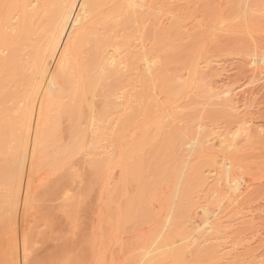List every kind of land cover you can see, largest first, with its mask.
Listing matches in <instances>:
<instances>
[{
	"label": "bare ground",
	"instance_id": "bare-ground-1",
	"mask_svg": "<svg viewBox=\"0 0 264 264\" xmlns=\"http://www.w3.org/2000/svg\"><path fill=\"white\" fill-rule=\"evenodd\" d=\"M172 1L169 3L170 8L173 9L175 6L177 8L175 4L183 3L182 7L189 11L179 9L181 12L174 16L160 17L153 21V29L160 32L158 35L162 36L160 38L162 43L170 34L167 30L173 27H178L177 31L179 30L178 32L181 34L178 33L181 39L177 34L180 42L179 47L182 45L181 41L182 43L187 42L191 40V36L194 40L199 41L198 35L200 34H197L199 32L208 34L209 39H205L206 41L216 43L218 37L232 33L231 28L237 24L238 28L235 27L237 31H234L237 32L236 34L239 33L237 39L242 41L243 38H246L245 40H249V42L247 41L249 47L254 43V41L252 42L254 38L256 41H259L260 38L264 40V23L263 31L256 30L257 24L259 25L258 21L261 18L264 19V0H249V4L247 0L245 2L240 0L244 5L248 4L245 6L247 9H244V5L240 4L242 5L240 6L241 12L240 9L235 10L232 3L230 6L233 9L229 10L228 4L226 9L233 13L229 14L231 17L240 12L239 15L236 14L235 19L232 17L235 21L231 20L237 22H230L236 24L231 26H227L228 24L221 17L229 12H226L227 10L223 6L226 12L223 14L222 10L224 9H221L220 5L223 0H216L218 2L214 1L212 4H208V1L204 0L207 2V6L203 4L206 6L205 8L216 3L221 9L219 10L217 6L213 5V8H217L215 10L212 7L205 9V11H209L208 13L203 11L204 9L198 10V6H202L203 0H183V2L178 0V3L177 0ZM144 2L149 5L150 9L162 4L159 0H0V253H2L0 264L30 263L28 262L30 252L28 253L21 238L22 223L27 207L33 205L32 202H29L30 196L37 187L41 188V185L49 183L51 180L49 177H54L58 172L66 173L67 171L72 178H75L77 176L75 166L77 162L81 164V161L94 163L92 172L95 174V170L99 174L96 175L100 178L99 182L95 180L96 176L94 180L99 183V187L97 186L100 192L98 198L101 206L99 209H102L98 210L95 216L98 218L96 221L100 220L102 224L98 222L96 228L93 226L91 234L88 225L89 232L87 234L89 233L90 236L83 234L87 241L83 236L79 237L78 232L74 230L72 235H76V240H74L79 241H77L79 247L73 243V239H71L73 236L66 239L69 236L66 237L67 232L65 233V231L64 237L66 238L63 237L65 240L62 238L64 234L59 238H53L52 243L55 240L61 241V243L58 244L56 241L55 244L58 245L53 246L50 242L52 249L54 250L55 247L58 250H56L57 252L51 250L50 245L47 247L48 249L46 248L47 254L52 251L49 257L53 254L51 259L46 262L47 264H71L74 258L75 260L82 259L80 261L78 259L77 264H264V250L256 253L264 247V204H262L263 208L261 207L263 210L259 206L258 208L257 206L252 207L251 201L254 199L250 198L251 192L255 195L252 191L254 185L262 184L264 181V160H261L262 157L264 158V125L255 122L254 115L251 116L249 110H246L249 98L244 100L246 102L240 101L242 98L245 99L246 95L248 96L247 93L243 97V85L239 84V87H234L218 80L216 75L220 69L224 70L225 66L220 64L221 61H213V55L205 58L206 54H204L202 57L205 60L202 58V62L196 60V63L194 60L198 57L196 53L192 58L194 62H191L189 56L187 57L188 54L186 55L188 49L185 50L187 45L189 48V43L187 45L184 44L185 42L183 43L186 46L185 54H183L189 58V60L186 58L188 60L186 63L190 62L188 67L185 66L186 72L176 76L173 74L174 77L171 73V78L168 79L169 83L171 81L177 83L170 85L173 88L176 86L174 93L171 88V96L174 94L175 96L170 98L168 95L167 99L160 98V94L157 93L162 94V91L158 89L159 81L163 83L166 76L160 79L161 77L158 78L156 74L159 73L158 71L163 73V70L166 73L165 69L169 63L166 61L167 57H170L171 63L174 55L172 57L171 49L167 50V54L170 53L171 56L168 55L167 59H164L165 49L168 46L166 45L167 41L164 42L166 48L165 45L160 44L162 47L164 46L163 51H165L161 50L164 53L161 54V58L157 55L160 53H157L156 56L151 55V51L146 50L144 43L140 41L143 26L138 25L134 28L133 25L140 19L141 12L145 11V7L141 8ZM224 3L226 2L223 1L222 5ZM236 4L234 7L240 8ZM172 9L171 12L175 13ZM201 11L208 14L211 18L206 17L209 19L213 17V23L220 22L213 24L211 21V24L206 25L204 23L206 14L203 18ZM253 15H258L259 19L255 21L258 16L254 19ZM219 16L223 20L222 22L219 20ZM184 17H188V21L178 26L177 21ZM130 18L134 22H131ZM248 18L251 19L249 21L251 25L248 23ZM245 19H247V25L243 23L246 22ZM126 20L129 21L126 22ZM124 21L125 24H131L129 27H125L127 30L121 29L126 33L129 28L133 27V32L131 31L133 29H130L131 36L122 35L123 31L116 32L113 29ZM207 21L208 19H206ZM240 22L241 25H244H239ZM258 28H261V25ZM112 29L116 34L112 32ZM164 32L169 34H164ZM128 33L126 34L128 35ZM196 34L198 37L194 38ZM240 34L242 35L240 36ZM245 34L248 36H243ZM208 37L206 36V38ZM248 37L249 39H247ZM183 39L188 40L183 41ZM262 39H260V43L257 42L263 44ZM204 45L202 43V46ZM85 46H89L91 52L88 54L86 50L85 54L89 55L86 57L81 49ZM182 49L180 51H183ZM208 49L209 47L205 51L207 52ZM253 49L255 48L253 47ZM261 49H263V56L260 58L250 50V53L254 54H251L254 57V66L258 63L261 64V58L264 59V46L260 47ZM25 50L27 51L25 52ZM260 50L259 53L257 52L258 54H260ZM180 51L179 55L182 53ZM83 55L85 59L87 58L86 61L82 60ZM162 55H164L163 62L165 60L167 64L162 62ZM181 55L180 59L182 60L183 56ZM255 56L258 60L255 59ZM163 64L165 65L163 66ZM260 69L256 70V73L263 68ZM170 70L171 68L168 71ZM254 73L255 70H253V76ZM261 75H264V72L261 71L259 75L262 78ZM167 76L170 77L168 74ZM122 77L125 78L124 81H122ZM112 79H115L116 82L113 83ZM257 79L253 78V80ZM262 79L263 81H259L261 84L264 82V77ZM108 80H111L112 84H109ZM247 85L246 87H248ZM163 86L166 87L165 84ZM241 88L242 90H240ZM51 90L59 92V95L55 93L52 96L54 93ZM249 92V94L252 93ZM191 95L197 98L198 103L200 100V106L197 105L195 99L194 102L192 99H188ZM240 95H243L242 98ZM89 96L91 97L89 98ZM67 98L70 101L67 100L68 103L63 102L62 104V101ZM86 99L90 100L87 102ZM91 100L92 103L94 101V106L91 105ZM186 100L197 105L195 107L192 104L196 108V110L194 108L195 111L192 112L189 109L191 106L189 104H187L188 107L182 105ZM85 102L90 103V106L86 105L85 112L91 113L90 117L86 118L87 125H85L91 127L84 133L82 131L84 118L80 124L82 127L80 130L78 122L81 123V119L78 117H81L83 104H87ZM242 102H244L243 105ZM251 104L248 103V105ZM54 105H58L57 107L61 108L59 111L62 110V113L67 111L66 114L69 116L70 112L72 118L76 116L75 118L78 119H75L77 121V126H75L74 123V125L72 124V121L75 120L66 115L67 120L68 118L72 119L68 122L71 121L70 124L75 127L68 125L74 130V133L72 132L74 140L78 137L80 140L85 137L82 143L79 141L81 146H76L79 144L76 143L79 139L74 142V147H77V150L78 147L82 148L78 151L85 152L80 155L75 154L84 157L82 159L78 157L81 161H78L77 158L76 164H74L75 161H71L74 157L71 152V149L74 148L70 143L72 141H69L70 144H68L72 147H70L71 149L65 144L69 150L64 149L66 147L64 144L61 145L60 141V145L64 148L57 144L60 139L57 138V135L60 134H55L59 129L53 123L59 120L56 118L59 114L57 113L56 116V110L52 111ZM90 107L97 110L96 114L93 112L94 109L91 112ZM48 111L54 112L55 115L51 114L52 116L48 117ZM85 112L83 113L86 114ZM92 114L95 115L92 116ZM226 115L227 117H225ZM189 116H192V119ZM51 117H54L55 121L54 119L49 120ZM223 117L225 120L222 119V121ZM86 126L84 130L87 129ZM61 132L63 131L61 130ZM72 134H70V138H72ZM54 139L57 140V143H53ZM53 144L58 145L55 148L59 154V151L64 154V150H67L65 153H69L68 155L71 152V159L69 158L70 160L67 161L66 157L69 156L64 157L66 154L59 157L61 154H57L55 150L57 159L53 151ZM52 152L55 154H53L54 156ZM46 155L51 158L55 157L54 161L56 160V162L60 159L59 165L54 163L56 167L48 168V163H46L47 165L43 164L48 160ZM247 156L251 157L253 163L250 164L246 161V158L248 161L250 160ZM42 158H46V160ZM61 158L62 160L65 158L67 162L62 164ZM240 158L252 166L250 168L253 172L258 171L255 173V176L258 177L253 175L254 173L250 171L246 162L247 166H242L243 162L242 164L240 162L241 165L238 164ZM51 161L53 162L52 159L48 160V162ZM46 166H48L47 170ZM243 167H247L249 172H245ZM250 172L252 173L249 175ZM257 173L263 175L259 174V176ZM116 174L119 178H116ZM252 175L258 179L250 178L249 176ZM73 183H75V179L71 184ZM51 185L53 184L51 183ZM68 187H72V185H68ZM42 189L41 191L45 190ZM66 189L67 186L64 189L60 188L63 193ZM55 190L59 191V188ZM57 191L54 192L57 193ZM68 191L71 192L70 189ZM91 191L93 192V190ZM80 193L78 192V194ZM64 196L63 198H65ZM75 196L74 198L78 197ZM93 197L94 200L95 197L97 198L96 195ZM51 198L53 201L62 199L61 197L60 199L55 198V195ZM51 198L48 197L46 200ZM37 199L39 200V198ZM65 200L63 201L65 202ZM91 201L93 203V200ZM66 206L67 203L65 208ZM79 207L81 208V206ZM88 208L93 209L89 205ZM257 210L262 212L258 213ZM77 211L74 209L73 212L77 213ZM6 213L7 215H5ZM75 216L77 218V214ZM75 216H72L73 219ZM67 218L65 219L67 220ZM85 218V220L88 219L87 216ZM89 218L93 219V217ZM71 219L70 217L69 220L72 223L73 219ZM90 221L93 220H89L88 223H91ZM96 221L94 219V222ZM77 223H74V226ZM70 230H73L72 227ZM83 239L84 241H82ZM258 242V245L253 246ZM72 254H75L74 257ZM47 256H44L45 260H48ZM42 260L44 259L42 258ZM42 260V264H45Z\"/></svg>",
	"mask_w": 264,
	"mask_h": 264
},
{
	"label": "rangeland",
	"instance_id": "rangeland-1",
	"mask_svg": "<svg viewBox=\"0 0 264 264\" xmlns=\"http://www.w3.org/2000/svg\"><path fill=\"white\" fill-rule=\"evenodd\" d=\"M162 4L161 5H159L158 3V6L157 7H155V8H149V5L147 4H145V2L144 3H142V7L141 8H143V7H145V11H143V12H141V14H140V19H138V22H136V24H134L133 25V27L134 26H143V30H142V33L140 34V41L141 42H143L144 43V45H145V49L146 50H150L151 51V55H153V56H156V54L157 53H160V54H157L158 56H159V58H161V54H164L163 52H165L166 51V53L164 54L165 55V57H164V55H162V62H163V57H164V59L168 56V55H170L171 56V54H172V57H173V55H174V58H173V61L170 63V57H167L168 58V60H166L167 62H169L168 63V66L171 68V70L170 71H168L170 68L167 66V69H165L166 68V66H165V72L167 73V71H168V75L170 76L171 75V73H172V77H174V76H176L177 74H181V73H184V72H186V70H187V68L186 67H188V64L190 63V62H188V63H186V60L188 59L189 60V58H190V60H191V62H194V60H195V62H196V60H198V62L199 61H203V57H202V55H204V54H206L207 55V53H208V56H206V55H204V57L205 58H207V57H210L211 55H213V57L215 56V58H216V60H215V58H213L212 57V59H213V61H216V62H220V64H222V66L224 67L225 66V68H224V70H222V69H220V71L217 73V75H216V77H217V79L219 80L220 79V81L221 82H223V84H229L230 86H234V87H239L240 85H243V93L242 94H244V96L243 95H240V97L242 98V96L243 97H245V95L248 93V96L246 95V97H245V99H243L242 98V100H240V101H244V100H246L247 98H249V99H247L248 101H250L251 103H252V101H253V103L251 104L250 102H248L247 101V106L248 107H246L247 109L246 110H249V112H250V115L251 116H253V118H254V121L255 122H259V124H261V125H264V87H263V84H264V82L261 84V82H259L260 80H262L263 81V77H264V75H261L262 76V78L261 77H259V75H260V73H261V71L262 72H264L263 70H264V59H260L261 61V64L260 63H258L256 66H254V64H253V62H254V57H252V55H256V56H258V58H260V57H262L263 56V52H262V50L263 49H261L260 50V47L262 48L263 46H264V43H263V39L262 38H260V39H262L261 40V42L263 43V44H259L260 42V39H259V43L256 41V40H254V39H252V42L254 41V43H252V46H250L249 47V40H245L246 38H243L242 39V41L239 39H237L238 38V35H239V33L238 34H236L234 31H237V29L235 28V27H237V25L236 24H233V23H236V22H233L231 19H233L232 17H234V19H235V17H236V14L237 15H239V13L241 12V7L240 6H242V5H244V3H241L240 2V0H223V1H225L226 3H224L223 5H222V3H223V1H221V9L223 8V6H224V8L226 9V6H227V8L230 10V8H232L231 6H232V4H233V8H235V10H237V9H240V12H238V13H235L234 11H232V12H234L235 13V15L234 16H230L229 14H233V13H231L228 9H226L227 11L226 12H228V14L226 15L225 13V9L224 10H222L223 11V14H225V15H220L221 17H223V19H224V21H226L225 23L226 24H228L227 26H231L232 24L233 25H236L234 28H231V32L232 33H230V34H223L221 37H218L217 39H216V43L213 41H210L209 42V40H205V39H209V37H208V34H204V33H201V32H199L198 30V32L199 33H197V34H200V35H198L199 36V41H202V42H199L198 40H196V42H193V41H195L194 39H193V36H191L192 38H191V40H189V41H187V42H185L184 40H188V39H183V41L185 42H183L185 45H187L188 43H189V48H188V45H187V47L186 46H184L183 45V43H182V41H181V44L183 45V47H179L178 46V44H180V42L178 41V35L180 34V32H178L177 31V28L178 27H173V28H171L170 30H167V31H169V35L167 34V32L165 33L164 32V34H167L168 36H167V38H169L168 40H167V38H165V40L167 41V44L166 45H168L167 46V48H166V45L164 44V42H166V41H164L163 43H162V40H160V38L162 37V36H160V35H158L160 32H158L157 31V29L155 30V29H153V27H154V25H153V21L154 20H157V19H159L160 17H168V16H170V15H172V16H174V15H176V14H178V12H181V11H186V12H188L189 10H186V8L185 7H182V5L181 4H183V3H179V5L178 4H175V5H177V8H176V6L174 7V6H172V7H174L173 9L172 8H170L169 7V3H171V2H173L172 0H159ZM168 1H170V2H168ZM205 1H208V4L210 3V4H212V3H214V1H216V0H211V2H210V0H205ZM229 1V2H228ZM246 0H244V2H245ZM176 2V1H175ZM181 2V1H180ZM182 2H183V0H182ZM218 1H216V3H217ZM239 3V5H238V3ZM249 2V0H247V3ZM177 3H178V0H177ZM213 4V5H215V6H217V4ZM219 3H220V1H219ZM218 3V4H219ZM232 3V4H231ZM237 3V4H236ZM250 3V2H249ZM248 3V4H249ZM201 4V3H200ZM203 4L204 5H206L207 4V2H204V0L202 1V6L201 5H199L198 6V10L200 11L201 9H204L203 11H205V9H211L210 7H212L213 8V5H208L209 7L208 8H205L206 6H203ZM234 4H236V6H238V7H240V8H236V7H234L235 5ZM240 4H242V5H240ZM248 4H246V5H248ZM172 5H173V3H172ZM192 5V4H191ZM197 5V4H196ZM231 5V6H230ZM246 5H244L243 7H244V9H247L245 6ZM179 6V7H178ZM183 6H184V4H183ZM218 7V6H217ZM216 7V8H217ZM182 8V9H181ZM184 8H185V10H184ZM194 8H195V5H194ZM194 8H192V10L194 9ZM197 8V7H196ZM216 8H213L214 10L216 9ZM232 8V9H233ZM1 9V8H0ZM171 9L173 10V12H175V13H172L171 12ZM176 9V11H174ZM178 9V10H177ZM181 11H180V10ZM218 9L219 10H221L220 9V6L218 7ZM217 9V10H218ZM243 9V8H242ZM243 9V10H244ZM191 10V9H190ZM197 10V11H198ZM213 10V11H214ZM194 11V10H193ZM198 11V12H199ZM198 12H197V15H198ZM202 12V11H201ZM206 13H208L207 11H205ZM201 13V14H203L202 15V17L204 18V15L206 14V13ZM210 12H211V10H210ZM216 12V11H215ZM200 13V12H199ZM213 13V12H212ZM165 14H167V15H165ZM201 14H199L200 16H201ZM216 14V13H215ZM196 15V14H195ZM209 15H212V14H210L209 13ZM213 15H214V13H213ZM212 15V16H213ZM218 15V14H217ZM229 15V16H228ZM260 15V14H259ZM206 16H208V14H206L205 15V18H204V23L207 25V24H211V21H212V19H213V17H212V19H209V18H211V17H206ZM219 16V17H220ZM230 18H228V17ZM255 16V17H254ZM258 16V15H257ZM256 15H253V17L252 18H256L257 17ZM261 16V15H260ZM218 17V18H219ZM221 17L219 18V20H221ZM227 17V18H226ZM248 17V16H247ZM246 17V18H247ZM139 18V17H138ZM214 18L215 19H217L215 16H214ZM225 18H226V20H225ZM261 18V17H260ZM131 19V18H130ZM129 19V20H130ZM188 17H184V18H180L178 21H177V25L179 26V25H183L186 21H188ZM206 19H208V21L206 22ZM233 19V20H234ZM249 20H248V23L251 25V23L249 22L251 19L250 18H248ZM253 19V20H254ZM259 19V16H258V18H256L255 19V21L256 20H258ZM129 20H126V22L127 21H129ZM231 20V21H230ZM246 20V22L244 21H242L243 23H246V25L248 24L247 23V19H245ZM252 20V21H253ZM264 19L263 18H261L258 22H259V25H261V28H258V24L255 22V21H253V23H255V24H257V27H256V30H258V29H261L262 31H263V27H262V25H263V23H264V21H263ZM131 22H134V21H132V19L130 20ZM214 21H216V20H214ZM223 20H221V22H222ZM235 21V20H234ZM251 21V22H252ZM125 21H124V23L123 22H121V25L119 24V26H116L115 28H113L116 32H118V30H119V32H120V30L121 31H123L122 29H126L125 27H129L130 26V24L128 23V24H125L126 23ZM202 22H203V20H202ZM217 23H219L220 21H216ZM216 22L215 23H213V21H212V23L213 24H216ZM230 22H233V23H230V25H229V23ZM123 23V24H122ZM171 23H173V21H171ZM242 23V24H243ZM255 24H254V26H255ZM239 25H241V22H240V24ZM244 25V24H243ZM243 25H241V26H243ZM245 25V26H246ZM253 25V24H252ZM241 26H239L240 28H241ZM244 26V27H245ZM249 26V25H248ZM247 26V27H248ZM133 27L132 28H129V31H130V29H133ZM251 27V26H250ZM122 28V29H121ZM135 28V27H134ZM229 28V27H228ZM238 28V27H237ZM252 29H254V27H251ZM113 29H112V32H115V31H113ZM159 29V28H158ZM243 29H246V28H243ZM127 30V29H126ZM255 30V29H254ZM129 31H127L126 33H128ZM132 32L134 31V29L133 30H131ZM131 31L128 33V35L126 34V33H124L125 31H123V33L124 34H122V32H121V34L122 35H126V36H131L132 34H131ZM156 32L155 34L153 33V32ZM261 31V32H262ZM110 32H111V30H110ZM111 32V33H112ZM116 32H115V34H116ZM252 32V31H251ZM255 32V31H254ZM260 32V31H259ZM179 33V34H178ZM258 33V32H257ZM131 34V35H130ZM178 34V35H177ZM195 34V33H194ZM197 34L194 36V38H196V37H198L197 36ZM112 35V34H111ZM114 35V34H113ZM163 35V34H162ZM181 35V34H180ZM180 35H179V37H180ZM242 34H240V36H241ZM247 34H245V35H243V36H246ZM154 36H155V38H154ZM160 36V37H159ZM164 36V35H163ZM206 36L208 37V38H206ZM239 36V38H241ZM248 36V35H247ZM246 36V37H247ZM257 36V35H256ZM159 37V38H158ZM183 37V36H182ZM223 37V38H222ZM129 38V37H128ZM154 38V39H153ZM164 38H163V40H164ZM177 38V39H176ZM184 38V37H183ZM258 38V37H257ZM122 39V38H121ZM152 39H153V41H152ZM180 39H181V37H180ZM224 39V40H223ZM247 39H249V37L247 38ZM251 39V38H250ZM120 40V39H119ZM156 40H160L159 42L158 41H156V42H158V43H156L155 41ZM211 40V39H210ZM221 40V41H220ZM245 40V41H244ZM199 43H198V42ZM223 41V42H222ZM248 41V42H247ZM251 41V40H250ZM255 41H256V43L258 44H256L257 45V47L259 48H257V51H256V46H255ZM192 42H193V44H192ZM208 42V43H207ZM212 42V44L210 45V43ZM221 42V43H220ZM246 42V43H245ZM162 43V45H165V51H163V47L160 45ZM190 43H191V45H190ZM202 43L203 44H205L206 46L207 45H209V46H202ZM229 43V44H228ZM247 43H248V45H247ZM155 44H156V47H155ZM214 44V45H213ZM253 44H254V46H253ZM171 45V46H170ZM196 45V46H195ZM199 45V46H198ZM216 45V46H215ZM226 45V46H225ZM247 45V46H246ZM157 46H159V47H157ZM160 46L162 47V49L160 48ZM173 46V47H172ZM203 47V49H202V47ZM214 46V47H213ZM246 46V47H245ZM89 46H85V47H83V48H81L82 50H83V53L85 54L86 53V50H87V52H88V54L89 53H91L90 52V50H89V48H88ZM171 47V48H170ZM186 47V51H187V49H188V53H186V55H187V57L189 56V58H187L186 57V55L184 56V54H185V51H184V48ZM199 49H197V48ZM209 47V49L207 50V52L205 51L207 48ZM212 47V48H211ZM243 47V48H242ZM253 47L255 48V49H253ZM156 48V49H155ZM173 48V49H172ZM183 48V49H182ZM191 48V50H189ZM91 49V48H90ZM154 49V50H153ZM174 52V54H173V52L171 51V50ZM175 49V50H174ZM183 50V51H180V50ZM197 49V50H196ZM201 49H202V51H201ZM211 49V50H210ZM242 49V50H241ZM244 49V50H243ZM163 52H162V51ZM167 50L169 51L170 50V53L169 54H167L168 52H167ZM216 50V51H215ZM252 51V53H254V54H252V53H250L251 51ZM261 51L260 52V54H258L259 52L258 51ZM27 50H25V52H26ZM81 51V50H80ZM91 51H92V49H91ZM182 52V53H180V55L181 56H183L182 58L184 59V61H183V59L181 60L180 58V55H179V53L178 52ZM197 51V52H196ZM204 51V52H203ZM255 51V52H254ZM201 52V53H200ZM212 52V53H211ZM258 52V53H257ZM184 53V54H183ZM197 53V55L196 56H198V57H196V59H194V60H192V58H194V56H195V54ZM198 53H199V55H198ZM88 54H85V57L88 55ZM167 54V55H166ZM215 54V55H214ZM252 54V55H251ZM258 54V55H257ZM82 55V54H81ZM80 55V56H81ZM92 55V54H91ZM210 55V56H209ZM89 56V55H88ZM255 56V59H257V57ZM83 58H82V60L83 59H85V57H84V55L82 56ZM199 57H201V59H199ZM81 58V57H80ZM166 58V59H167ZM187 58V59H186ZM203 58V59H202ZM218 58V59H217ZM87 59V58H86ZM86 59H85V61H86ZM172 59V58H171ZM211 59V58H210ZM211 59V60H212ZM80 60V59H79ZM90 60V59H89ZM88 60V61H89ZM187 60V61H188ZM205 60V59H204ZM219 60V61H218ZM258 60V59H257ZM84 61V60H83ZM165 60H164V62H166ZM181 61H183V62H181ZM201 61V62H202ZM82 62V61H81ZM163 62V63H164ZM167 62L165 63V64H167ZM263 62V63H262ZM79 63H80V61H79ZM83 63V62H82ZM81 63V64H82ZM197 63V62H196ZM165 64H163V66L165 65ZM187 65V66H186ZM263 65V66H262ZM162 66V67H163ZM186 66V67H185ZM175 67V68H174ZM254 67H256L255 69H253ZM181 68V69H180ZM257 68H263L260 72H257L256 73V70H259V69H257ZM161 69V68H160ZM178 69V70H177ZM253 70H255V73H254V76H256V77H254L253 76ZM177 71V72H176ZM159 73L158 74H156L157 76H158V78L159 77H161L160 79H162V77H165L166 79H167V81H166V79L164 80L163 79V83H162V81H159L160 82V85H161V83H162V86H158V84H157V86H158V89H160V91H162V94H163V92H164V94H163V96H162V94L160 93V92H157L158 94H160L159 96H160V98L161 99H164V97H165V99H167L169 96H170V98L171 97H173V96H175V94L173 95V96H171L172 95V91H171V88H173L172 86H170L171 85V83H176V82H172L171 80H169V81H171V83H169L168 82V79H170L171 78V76L170 77H168L167 76V74L166 73H164V70H163V73L161 72L160 73V71H158ZM259 73V74H258ZM173 74H175L174 76H173ZM221 74V75H220ZM251 77H252V79H251ZM157 78V79H158ZM253 78L255 79H257V78H259V79H257V80H253ZM123 79H125V78H123L122 77V81H124ZM249 79V80H248ZM222 80H224V81H222ZM255 81V83H252L253 81ZM109 81V80H108ZM112 81H114L113 83H115L116 82V80L114 79H112ZM111 80L109 81V84H112V83H110V82H112ZM121 80H120V82H122ZM164 81H165V83H164ZM231 81V82H230ZM249 81H250V83H249ZM256 81H257V83H256ZM107 82V81H106ZM118 82H119V80H118ZM166 82H167V84H166ZM225 82H227V83H225ZM229 82V83H228ZM247 82V83H246ZM259 82V83H258ZM102 83H104V82H102ZM157 83V82H156ZM169 83V84H168ZM231 83V84H230ZM244 83H245V85H244ZM252 83V84H251ZM107 84H108V82H107ZM165 84V86L167 87H164L163 85ZM177 84V83H176ZM240 84V85H239ZM247 84H251V85H247ZM257 84V85H256ZM168 85V86H167ZM175 85V84H174ZM238 85V86H237ZM246 85L248 86V87H246ZM261 85V86H260ZM253 88V89H250L251 87ZM256 86V87H255ZM161 87V88H160ZM176 87V86H175ZM175 87L173 88V93H174V91H176L175 90ZM163 88V90H165V91H163V90H161ZM166 88V89H165ZM249 88V89H248ZM257 88V89H256ZM263 88V89H262ZM177 89V88H176ZM247 89V90H246ZM262 89V90H261ZM54 90V89H53ZM240 90H242V88L240 89ZM245 90V91H244ZM251 91L252 93L251 94H249L250 92L249 91ZM258 90L260 91L259 93H258ZM159 91V90H158ZM247 91V92H246ZM51 92H52V90H51ZM61 92V91H60ZM63 92H65V91H63ZM67 92V91H66ZM257 92V93H256ZM52 93H54V94H52ZM51 94H52V96H54L55 95V93L56 94H58L59 95V92L57 93V92H52ZM193 93V92H192ZM61 94V93H60ZM165 95V96H164ZM169 95V96H168ZM181 95V94H180ZM194 95V94H193ZM254 95H256V96H254ZM57 96V95H56ZM91 96H89V98H90ZM192 97H194V96H192L191 95V97H189L188 99L189 100H191L192 99V101L194 102V99H195V102L197 101V103H198V100H197V98L196 97H194V98H192ZM177 98V97H176ZM240 98V99H241ZM70 99V98H69ZM251 99V100H250ZM253 99V100H252ZM257 101H256V100ZM67 100H68V98L67 99H64V101H62V104H63V102H67ZM87 100V99H86ZM88 100H90V99H88ZM88 100H87V102H88ZM94 100H95V98H94ZM68 101H70V100H68ZM191 101V102H192ZM87 102H85V103H87ZM90 102V101H89ZM190 102V101H189ZM187 100H186V102H184L185 104H182L183 106H186V107H188V105L187 104H189V105H191V106H189L190 108L189 109H191V111L193 112V110H194V108L195 107H197V105H199V103H200V100H199V103L195 106V103L193 104L194 106H192V104H191V102L189 103ZM244 102H246V101H244ZM244 102H242L241 104L243 105L244 104ZM68 103V102H67ZM84 103V102H83ZM82 103V104H83ZM248 103L249 104H251V105H248ZM255 103V104H254ZM65 104V103H64ZM89 104V105H88ZM86 105H88V106H90V103H87V104H83V109H81V112L83 111V112H85L86 110H85V107H86ZM91 105L92 106H94V101H93V103H92V100H91ZM97 105V104H96ZM254 105V106H253ZM55 106V105H54ZM58 106V105H57ZM57 106H55V107H53L52 108V111L53 110H56L55 111V114H56V116L58 115V117H56L57 118V120L58 121H55V119H54V117H51L49 120H51V119H54V123L53 124H55L56 126H58V128L57 129H59V131L58 130H56L57 131V133L55 132V134H60L59 136L57 135V138H60L59 140H58V142L60 141L61 142V145H63L64 144V147H66V145H67V147L69 148V149H71L72 147H74L75 145H74V142H76V140L77 139H79V137L77 138V139H75L74 140V138L72 137L73 136V134H72V132L74 133V130L73 129H71V127H74L73 125L75 124V126H77V121L76 120H78L79 118L81 119V123H79L78 122V125H79V127H80V130H81V125L80 124H82V122H83V118H84V123L82 124V126H84L83 128H82V131L84 132V131H89L90 130V127L88 128L86 125V122H87V120H86V118L88 119L90 116L89 115H91V113H86V114H84L83 112L81 113V117L79 116L78 117V119L77 118H75L76 116H74L73 118L70 116L71 114H70V112H69V116H68V114H66L67 113V111L66 112H63L62 113V110H60L59 111V109H61V108H59V107H57ZM200 106V105H199ZM256 106V107H255ZM98 107V106H97ZM185 107V108H186ZM193 109H192V108ZM253 107V108H252ZM87 108V107H86ZM91 108V107H90ZM258 108V109H257ZM51 109V108H50ZM94 109V107L93 108H91V112H92V110ZM189 109H187V110H189ZM198 109V108H197ZM195 110H196V108H195ZM194 110V111H195ZM258 111V112H256V111ZM64 111V110H63ZM95 111H97V110H93V112H95ZM49 112V111H48ZM59 112H61V113H59ZM87 112H88V110H87ZM89 112H90V110H89ZM253 112V113H252ZM50 113V114H49ZM48 113V117H50V115L51 114H53L54 112H52L51 113V111ZM58 113V114H57ZM65 113V114H64ZM55 114H53V116L55 115ZM95 114H96V112H95ZM94 114V115H95ZM253 114V115H252ZM62 115V116H61ZM64 115V116H63ZM66 115H67V117H71L73 120H75V121H72V119L71 118H68V120H71L72 121V124H70L71 123V121L70 122H68V120H67V117H66ZM86 115V116H85ZM93 114H92V116H94ZM202 115H204V114H202ZM222 115V114H221ZM220 115V116H221ZM250 115L248 114V116L250 117ZM52 116V115H51ZM61 116V117H60ZM85 116V117H84ZM223 116V115H222ZM190 117V116H189ZM194 117V116H193ZM204 117V116H203ZM225 117H227V115L225 116ZM225 117H223V118H221V120L223 119V120H225L224 118ZM191 119H192V116L190 117ZM252 118V117H251ZM194 119V118H193ZM213 119V118H212ZM227 119V118H226ZM222 120V121H223ZM61 123H60V122ZM80 121V120H79ZM216 121H220V120H216ZM222 121H220V122H222ZM59 122V124H56V123H58ZM61 124V125H60ZM70 124V128L68 127V125ZM86 124V125H85ZM61 126V127H60ZM85 126L87 127V129L86 130H84L85 129ZM70 129H68V128ZM75 128V127H74ZM55 129H56V127H55ZM61 130L64 132H61ZM67 130H68V132H67ZM73 130V131H72ZM70 131V132H69ZM59 132V133H58ZM61 133H63V134H61ZM85 133V132H84ZM70 134H72L71 135V137L72 138H70L69 136H70ZM81 134V133H80ZM56 136V135H55ZM67 137H68V139H67ZM85 138V137H84ZM84 138H81V140L79 139V140H77L78 142H76V143H79V141H81V143L84 141ZM93 138V137H92ZM61 139H62V141H61ZM69 139H71V140H69ZM74 141H73V140ZM55 141H53V143H55L57 140L56 139H54ZM68 140V141H67ZM83 140V141H82ZM69 141H72L73 142V144H72V142H70L71 143V145H73L72 147L69 145L68 146V144H70L69 143ZM161 141H163V140H161ZM60 142L59 143H57L58 145H60ZM68 142V143H67ZM75 143V144H76ZM81 143H79V144H76V146L77 145H79V146H81L82 144ZM66 144V145H65ZM54 145V147H53V151L55 152V150H56V152H57V154H59L58 153V151H57V149L55 148V146H57L58 147V145H55V144H53ZM60 145V146H61ZM50 146H51V144H50ZM59 146V147H60ZM62 147V146H61ZM64 147H62V148H64ZM64 148V149H67V150H69L68 148ZM71 147V148H70ZM86 147V146H85ZM55 148V149H54ZM59 150H60V148H58ZM73 149H75V151H78V150H82V148H79L78 147V150H77V147H74V148H72L71 149V152L74 154L73 156L75 157L76 155L75 154H83V153H85L84 151H78L77 153L75 152V151H73ZM52 150V149H51ZM62 150V149H61ZM66 150V151H67ZM50 151V150H49ZM63 151V150H62ZM65 150L63 151L64 152V154L63 153H61V151H59L60 152V154L62 155H60L59 157H63V155H65L66 152ZM47 152V151H46ZM56 152H55V154H56ZM71 152H70V155H68L69 153H67L64 157H66L67 155L69 156V157H66V159H67V161H68V159L70 158L71 159V157H72V155H71ZM80 152V153H79ZM82 152V153H81ZM50 153V152H49ZM48 153V154H49ZM44 154H45V152H44ZM51 154V153H50ZM49 154V155H50ZM54 153L52 152V155H53ZM54 154V155H55ZM57 154L55 155L56 157H57V159H58V156H57ZM43 155V154H42ZM53 155V156H54ZM79 155H77L75 158L74 157H72V162L73 161H75L74 162V164H76V161H77V158L79 157V158H84L83 156L81 157V156H79ZM160 155V154H159ZM158 155V156H159ZM46 156H48V155H46ZM51 156V155H50ZM50 156H48L47 157V159L50 161L51 159L53 160V162L51 161V162H48V160L46 161V162H44L43 163V160L42 159H45L46 160V158H42L41 159V161H42V163L43 164H46V163H48L49 165V167L48 166H46V170L48 169V168H52V166L53 167H56V166H54L55 164L54 163H59L60 162V159H59V161L57 160V162H56V160L54 161V158H51ZM262 156V155H261ZM264 156V155H263ZM43 157H45L44 155H43ZM248 157V156H247ZM260 157V156H259ZM50 158V159H49ZM78 158V161H81V159H79ZM159 158V157H158ZM166 158V157H165ZM243 159L245 158V157H242ZM250 158V160H251V157H248V159ZM56 159V158H55ZM69 159V160H70ZM74 159H76V160H74ZM243 159H239V162H238V164H240V162H241V164H242V162L244 163V165L242 164V166H247V164L248 163H253L252 162V160L250 161H248L247 160V158H246V161L248 162H246V161H243ZM261 159V158H260ZM44 160V161H45ZM61 160H62V158H61ZM254 160V159H253ZM262 161L264 160V158L262 157V159H261ZM40 161V162H41ZM67 161H65V158H64V160H62L61 162H62V164H63V162H67ZM83 161H85V159H83ZM259 161V160H258ZM245 162L247 163V164H245ZM41 163V164H42ZM50 163H53V165H50ZM78 163H80V162H77V164H76V166H75V170L77 171V176L75 177V178H72L71 177V175H69V173H67V171H66V173L64 172L63 173V171H61V173L60 172H58V173H56V177L54 176V177H49V179H51V180H49V183H46L45 185H41V188H39V187H37L36 189H35V193L33 192L32 194H31V199H30V201L29 202H32L33 203V205L31 204V203H29V204H31V205H29L30 207H27V211H26V213H25V216H24V219H23V223H22V231H21V233H22V236H21V238H22V240H23V242L25 243V246H26V248H27V250H28V253L30 252V257L28 256V262H30V263H26V264H35V263H37V261L38 260H42V258L45 260V258H44V256H47L48 257V260L46 259L45 261L44 260H42L43 261V263H45V264H47L46 262L47 261H49V259H51L50 257H52V255L49 257V254L52 252H50L49 253V251H48V253L49 254H47L46 253V251H47V247L50 245V248H51V250H53L52 249V246H51V244H50V242L52 243V240H54L53 238H55L56 239V237H61L60 235H63L64 234V231H65V233L67 232V234H66V237L67 236H69V237H64L65 236V234L62 236V238L64 237V238H66V239H69L70 237H75L76 235H72V233L74 234V230L75 231H77L78 232V234H79V237L81 236H83L84 237V235H86V236H90V234L92 233V230L94 229V227L96 226V224L99 222V224L101 223L100 222V220L99 221H96V219H98L97 218V216H95V215H97V212H98V210L99 211H101L100 209H102V208H100L99 209V206H101L100 205V200H99V198H98V196L100 195V192H99V183H97V181H95V180H98V179H100L99 178V176L97 177L96 175H99L95 170H94V172H95V174L92 172L93 171V164L94 163H92L91 162V164L90 163H83L82 161H81V164H78ZM40 164V163H39ZM42 164V165H43ZM240 164V165H241ZM250 164H248V168H250ZM47 165V164H46ZM59 165V164H58ZM61 165V164H60ZM78 165V166H77ZM41 166V165H40ZM92 166V167H91ZM42 168H43V166H41ZM48 167V168H47ZM44 168H45V165H44ZM243 168H245V167H243ZM247 168V167H246ZM244 169L245 170V172L246 171H248V168L247 169ZM251 168H252V166H251ZM250 168V171H252L253 172V170ZM264 168V167H263ZM96 169V168H95ZM119 169V168H118ZM255 171V170H254ZM117 172V171H116ZM249 172V171H248ZM252 172H250V173H248L249 175L252 173ZM256 172H258V171H255V172H253L254 174V176L256 175L255 173ZM260 172V171H259ZM97 173V174H96ZM118 174H119V170H118V172H117ZM115 174V173H114ZM263 175V174H261V173H257V175ZM117 175V174H116ZM252 175V176H253ZM259 175V176H260ZM97 178H96V177ZM249 176L250 178H253V179H258V178H255V177H258V176ZM55 178H57V179H54ZM96 178V179H95ZM116 178H119L118 177V175L116 176ZM73 179H75V183H73V184H71L72 183V181H73ZM95 179V180H94ZM121 179V178H120ZM119 179V180H120ZM52 180H53V182H52ZM118 180V179H117ZM263 181V180H262ZM98 182H99V180H98ZM117 182H119V181H117ZM145 181L143 180V183H144ZM146 182H148V181H146ZM51 183L53 184V185H51ZM98 184V185H96V184ZM68 185L70 186V185H72V187H68ZM91 185H93L94 187H92ZM96 185V186H95ZM45 186H47L46 188H45ZM66 186H67V189L64 191V193H63V190H60V188L61 189H64V188H66ZM98 186V187H97ZM54 187H55V189L57 188H59V191H57V190H55L54 189ZM63 187V188H62ZM73 187H75V189H73ZM95 187H97V189H95ZM43 188V189H42ZM52 189V191H51V189ZM89 188H94V189H89ZM131 188V187H130ZM41 189L42 190H44V191H41ZM71 190V192L70 191H68V190ZM73 189V190H72ZM253 190V192L255 193V195L254 194H252V192H251V195L252 196H250V198L252 197V199H254V200H252L251 201V206L252 207H256L257 206V208H258V206H259V208H261L262 207V204H264V181L262 182V184H255L254 185V188H252ZM40 190V191H39ZM48 190H50V191H48ZM76 190H77V192H76ZM80 190V191H79ZM91 190H93V192L91 191ZM47 191V192H46ZM57 191V193H55V192ZM62 192V193H59V192ZM98 191V195L96 194V192ZM131 191H132V189H131ZM42 192V193H41ZM78 192L80 193V194H78ZM92 192V193H91ZM130 192V191H129ZM38 193V194H37ZM52 193V194H54L55 195V198H58V199H60V197L62 198L61 199V201L60 200H57L56 201V199H55V201H53L52 200V196L54 197V195H50V194ZM59 193V194H58ZM66 193V194H65ZM71 193V194H70ZM33 194H34V196H33ZM45 194V195H44ZM61 194V195H60ZM41 195V196H40ZM44 197H43V196ZM56 195H58V196H60V197H58V196H56ZM65 195V196H64ZM74 195H76L75 197H77L78 198V200H77V198H74ZM80 195V196H79ZM94 195H96L97 196V198L95 197V200H94ZM51 196V197H50ZM63 196L65 197V198H63ZM69 196V197H68ZM73 196V197H72ZM33 197V198H32ZM48 197L49 198H51V199H49V200H51V201H49V200H46V199H48ZM91 197H93L92 199H91ZM37 198H39V200L37 199ZM74 198V199H73ZM250 198H249V202H250ZM32 199H33V201H32ZM44 199V201H42V200ZM66 199V200H65ZM38 200V201H37ZM63 200H65V202L63 201ZM73 200V201H72ZM75 200V201H74ZM91 200H93V203H92V201ZM99 200V201H98ZM35 201V202H34ZM40 201V202H39ZM59 201V202H58ZM63 201V202H62ZM67 201V202H66ZM72 201V202H71ZM77 201H79V202H77ZM96 201V202H95ZM37 202V203H36ZM62 202V204H59V203H61ZM249 202L247 203L248 205H249ZM39 203V204H38ZM58 203V204H57ZM65 203V204H64ZM66 203H67V206H66V208H65V205H66ZM80 203V204H79ZM83 203V204H82ZM89 203H91V204H89ZM71 204V205H70ZM82 204V205H81ZM96 204V205H95ZM246 204V205H247ZM260 204V205H259ZM27 205V206H28ZM35 205V206H34ZM62 205V206H61ZM63 205H64V207H63ZM70 206V208H69V206ZM77 205V206H76ZM88 205H89V207H92L93 209H89L88 208ZM97 207H95V206ZM255 205V206H254ZM59 206H60V208H59ZM73 206V207H72ZM79 206H81V208L79 207ZM62 207V208H61ZM76 207V208H75ZM263 207H264V205H263ZM262 207V208H263ZM77 208H79V209H77ZM261 208V210H263ZM64 209H66V210H63ZM73 209V210H72ZM74 209H76V210H78L77 211V213H74L73 211H74ZM67 210H68V212H67ZM90 210V211H89ZM63 211V212H62ZM72 211V212H71ZM93 211V212H92ZM257 211H259V210H257ZM256 211V212H257ZM262 212V211H261ZM260 211L258 212V213H261ZM92 213V214H91ZM69 214H74V215H72V216H75L76 214H77V218H76V216L74 217V219H73V217L70 215V217L73 219V222L71 223L70 222V217H69ZM5 215H7V213L5 214ZM11 215V214H10ZM83 215V216H82ZM9 216V215H8ZM65 216V217H64ZM67 216H68V218H67ZM82 216V217H81ZM85 216H87V218L89 219V220H93V221H90L91 223H88V221L87 220H85L86 218H85ZM5 217V216H4ZM11 217H12V215H11ZM89 217H93V219H91V218H89ZM95 217V218H94ZM2 218V217H1ZM65 218H67V220H69V221H67ZM71 219V220H72ZM94 219H95V221L96 222H94ZM76 220V221H75ZM80 220V221H79ZM65 221V222H64ZM88 223H86V222ZM77 222H79V223H77ZM69 223V224H68ZM74 223H77V224H75V226H74ZM79 224V225H78ZM92 226H91V225ZM98 224V225H99ZM102 224V223H101ZM70 225V226H69ZM88 225L90 226L89 228V230H90V234L88 235L87 234V232H89L88 231ZM77 226V227H76ZM94 226V227H93ZM72 227V229L73 230H70V228ZM76 227V228H75ZM93 227V228H92ZM92 228V229H91ZM96 228V227H95ZM68 230V231H67ZM69 231H71V232H69ZM77 232H76V234H77ZM247 233V232H246ZM84 234V235H83ZM249 234V233H248ZM244 236V235H243ZM71 238V239H73V243L76 245V246H78L79 247V245H78V242L77 241H75L76 240V237L75 238ZM61 238V239H62ZM63 238V240H65ZM85 239H86V237H84ZM60 239V240H61ZM75 239V240H74ZM78 239H80V238H78ZM89 239V238H88ZM57 240H55V241H53V246L54 245H56L55 244V242H56ZM67 241V240H66ZM80 241H81V239H80ZM82 241H84V239L82 240ZM86 241H87V239H86ZM58 242V241H57ZM63 242V241H62ZM77 242V243H76ZM38 243V244H37ZM59 243H61V241L60 242H58V244ZM82 243V242H81ZM80 243V244H81ZM33 244V245H32ZM35 244H37V246H35ZM57 244V245H58ZM74 244H73V246H74ZM259 244V242L257 243V244H255V245H253V246H256V245H258ZM83 245H84V243H83ZM82 246V245H81ZM75 247V246H74ZM83 247V246H82ZM47 248V249H46ZM80 249H81V247H80ZM54 250L56 251V250H58V248L57 249H55V247H54ZM53 250V251H54ZM262 250H264V247H262L261 249H259L256 253H259L260 251H262ZM57 252V251H56ZM39 253V254H38ZM58 254V253H57ZM75 254H77V253H75ZM74 254V255H75ZM2 255V253H0V256ZM74 255L72 254V257H74ZM79 255V254H78ZM82 255V254H81ZM83 256V255H82ZM39 259H38V258ZM76 258H77V255L75 256ZM1 258V257H0ZM71 259H73V258H71ZM70 259V260H71ZM79 259V260H78ZM77 260L78 261H80V259L81 258H78ZM41 260L40 261H38V263L39 264H42V262H41ZM77 260H75V258H74V261H75V263L77 264L78 262H77ZM82 260V259H81ZM74 261H73V263H71V264H75L74 263ZM82 262V261H81ZM84 262V261H83ZM37 263V264H38ZM79 264H82V263H79Z\"/></svg>",
	"mask_w": 264,
	"mask_h": 264
}]
</instances>
